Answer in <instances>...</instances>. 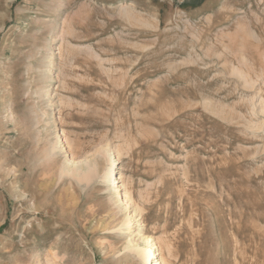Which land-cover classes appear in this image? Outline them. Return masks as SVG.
<instances>
[{
  "label": "rangeland",
  "instance_id": "rangeland-1",
  "mask_svg": "<svg viewBox=\"0 0 264 264\" xmlns=\"http://www.w3.org/2000/svg\"><path fill=\"white\" fill-rule=\"evenodd\" d=\"M147 240L264 264V0H0V264Z\"/></svg>",
  "mask_w": 264,
  "mask_h": 264
},
{
  "label": "bare ground",
  "instance_id": "bare-ground-1",
  "mask_svg": "<svg viewBox=\"0 0 264 264\" xmlns=\"http://www.w3.org/2000/svg\"><path fill=\"white\" fill-rule=\"evenodd\" d=\"M118 179H116V178H114V182H113V184L117 187V188H119V186H117V185H119V182L117 181ZM126 200H127V198H125ZM149 242H153L152 240H147V243L149 244ZM157 243H152V244H150V246H149V248L148 249H143L142 250V254L145 256V259H146V261L150 264H157L158 262H159V264H165V263H163V260H162V258H159L160 257V255L157 253V250L159 251V249H158V247H157V245H156ZM159 256V257H158ZM156 258H159L156 262H154V260L156 259ZM154 262V263H153Z\"/></svg>",
  "mask_w": 264,
  "mask_h": 264
}]
</instances>
